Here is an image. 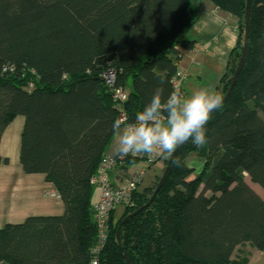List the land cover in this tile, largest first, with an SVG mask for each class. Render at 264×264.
Returning <instances> with one entry per match:
<instances>
[{
  "label": "trees",
  "instance_id": "trees-1",
  "mask_svg": "<svg viewBox=\"0 0 264 264\" xmlns=\"http://www.w3.org/2000/svg\"><path fill=\"white\" fill-rule=\"evenodd\" d=\"M211 1L238 20L217 90L224 97L242 56L247 0ZM197 17L193 0H0V142L24 116L23 170L45 174L65 204L62 215L0 228V264H93L91 177L114 139L111 125L123 114L133 121L161 78L164 96L173 91L178 63L196 44L183 34ZM111 68L114 87L128 92L122 105L102 77ZM211 115L206 143L189 141L168 159L148 206L161 177L139 186L122 215L112 212L98 264H128L125 255L132 264H247L232 257L239 244L264 251V198L246 180L264 190V0L252 2L245 62ZM193 151L204 158L195 175ZM140 159L128 156L122 174Z\"/></svg>",
  "mask_w": 264,
  "mask_h": 264
},
{
  "label": "crops",
  "instance_id": "crops-1",
  "mask_svg": "<svg viewBox=\"0 0 264 264\" xmlns=\"http://www.w3.org/2000/svg\"><path fill=\"white\" fill-rule=\"evenodd\" d=\"M193 4L198 17L187 27L183 37L195 40L196 44L185 49L178 63V67L188 74L184 81L186 96L202 87L217 92L230 53L239 38L238 20L234 15L220 9L211 0H193ZM18 116L7 126L0 142V155L8 159V162L0 163V228L9 223H22L29 216L62 215L65 212L62 198L46 175L23 170L20 149L25 118ZM112 154L116 152L112 153L108 148L106 155ZM135 169L130 167L129 176L116 169L112 177L115 182L124 183ZM246 180L264 198L263 188L252 182L248 174ZM96 188L98 193L94 203L100 195L99 188ZM244 255L248 258L247 264H264V251L249 242L239 244L232 257Z\"/></svg>",
  "mask_w": 264,
  "mask_h": 264
},
{
  "label": "clouds",
  "instance_id": "clouds-1",
  "mask_svg": "<svg viewBox=\"0 0 264 264\" xmlns=\"http://www.w3.org/2000/svg\"><path fill=\"white\" fill-rule=\"evenodd\" d=\"M163 84L161 78L151 100L133 121L116 118L112 123L119 157L156 153L172 156L179 146L189 141L198 147L206 143V125L211 114L222 106V94L202 87L189 96L176 89L165 97Z\"/></svg>",
  "mask_w": 264,
  "mask_h": 264
},
{
  "label": "built area",
  "instance_id": "built-area-1",
  "mask_svg": "<svg viewBox=\"0 0 264 264\" xmlns=\"http://www.w3.org/2000/svg\"><path fill=\"white\" fill-rule=\"evenodd\" d=\"M187 75V72L178 67L172 79L173 90L179 89L185 96L184 81ZM102 77L113 89L115 99L122 105L128 97V92L122 86L114 87L117 71L112 68L108 69L102 74ZM121 120H126L125 114L122 115ZM157 157L158 153L148 156V163L156 160ZM127 160L128 156L121 158L117 153L105 155L101 160L98 172L91 177V183L100 190L99 199L94 206V220L98 229V240L93 247V264H98V253L107 239L112 212L118 205H127L131 202L133 192L139 187L145 177L146 169L137 168L131 173L126 182L121 184L115 182L112 177V172L116 169L121 171L122 166H127ZM121 173L124 172L121 171Z\"/></svg>",
  "mask_w": 264,
  "mask_h": 264
},
{
  "label": "rangeland",
  "instance_id": "rangeland-1",
  "mask_svg": "<svg viewBox=\"0 0 264 264\" xmlns=\"http://www.w3.org/2000/svg\"><path fill=\"white\" fill-rule=\"evenodd\" d=\"M194 92V90H192V92L190 94H192ZM23 117V116H22ZM20 117L18 116V119ZM109 149L112 153L116 152L115 151V142L114 139L112 141V143L109 146ZM161 154L158 153V157ZM157 157V158H158ZM139 158H144V159H140V161H138L137 163H133L132 167L133 169H137V168H145L146 172H145V177L144 180L141 182V184L139 185L140 189H146L150 186H153L154 183L156 181H159L160 177H162L164 171H165V165L168 161V159L170 158V156H166L162 155V157L159 160H154L151 163H148V156L147 155H142ZM156 158V159H157ZM187 162L190 166H192L195 169V173L200 172L202 170L203 167V163H204V158L202 156H200L197 152H191L188 157H187ZM129 176V175H126ZM98 193L97 188L94 191V196L93 199L95 200L96 194ZM125 204H121L118 205L115 208V217H119L120 215H122V213L124 212V208H125Z\"/></svg>",
  "mask_w": 264,
  "mask_h": 264
},
{
  "label": "water",
  "instance_id": "water-1",
  "mask_svg": "<svg viewBox=\"0 0 264 264\" xmlns=\"http://www.w3.org/2000/svg\"><path fill=\"white\" fill-rule=\"evenodd\" d=\"M252 2L253 0H247V6H246V24H245V39H244V45H243V51H242V56H241V59L239 61V64L236 68V71L233 75V79H232V82L230 84V87L228 89V91L226 92L225 96L223 97V103L229 98L231 92H232V89L237 81V78H238V75L243 67V64L245 62V57H246V53H247V49H248V44H249V37H250V13H251V5H252ZM181 146H179L177 148V150L173 153L172 156H170L169 158V163H172V161L174 160L179 148ZM168 170H169V165L166 167V170L164 171L160 181L158 182V185L153 193V195L151 196V198L149 199V201L141 207V209L145 208L146 206H148L151 201L154 199V197L156 196V194L158 193L159 189L161 188V186L163 185L166 177H167V174H168ZM138 212V210L128 214L122 221V223H124L128 218H130L131 216H133L134 214H136ZM117 236H118V241H119V244L121 246V240H120V237H119V231L117 232ZM125 259L127 261L128 264H132L130 259L127 257V255H125Z\"/></svg>",
  "mask_w": 264,
  "mask_h": 264
}]
</instances>
